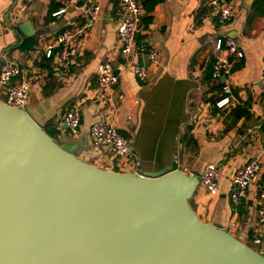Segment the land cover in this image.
<instances>
[{
	"label": "crops",
	"instance_id": "obj_1",
	"mask_svg": "<svg viewBox=\"0 0 264 264\" xmlns=\"http://www.w3.org/2000/svg\"><path fill=\"white\" fill-rule=\"evenodd\" d=\"M90 1L99 3L100 16L85 38L73 42L72 66L63 75L55 55L46 58L45 48L64 30L83 23L82 9ZM206 1L139 0L143 18L135 45L158 51L157 62L150 63L135 52L121 56L117 0H38L17 20L13 14L21 0H0V65L11 61L20 66L19 81L29 88L25 109L42 128L57 132L62 148L118 173L155 174L170 168L198 173L199 186L190 200L193 211L202 222L219 224L248 245L261 234L257 211L264 205L258 197L264 182V0H235L234 19L226 26L217 23ZM225 36L234 37L244 55L233 60L232 73L224 80L233 103L223 110L206 109V102L219 99L224 83L211 73L221 55L216 41ZM105 61L114 65L119 83L102 92L97 72ZM136 64L147 68L145 84L134 74ZM73 106L80 112L75 135L64 123ZM99 120L112 122L129 140L126 160L92 144L89 130ZM251 159L260 162V171L247 199L234 209L230 176ZM208 164L219 168L217 196L200 186ZM251 248L264 255V236Z\"/></svg>",
	"mask_w": 264,
	"mask_h": 264
},
{
	"label": "water",
	"instance_id": "obj_2",
	"mask_svg": "<svg viewBox=\"0 0 264 264\" xmlns=\"http://www.w3.org/2000/svg\"><path fill=\"white\" fill-rule=\"evenodd\" d=\"M198 186V173L175 168L95 167L0 100V264H264L199 219L190 205Z\"/></svg>",
	"mask_w": 264,
	"mask_h": 264
},
{
	"label": "built area",
	"instance_id": "obj_3",
	"mask_svg": "<svg viewBox=\"0 0 264 264\" xmlns=\"http://www.w3.org/2000/svg\"><path fill=\"white\" fill-rule=\"evenodd\" d=\"M38 0H21L19 8L14 12L13 18L17 20L25 14ZM206 5L212 8L217 14V23L226 26L234 19L235 0H207ZM62 12V11H61ZM59 12V13H61ZM101 8L99 3L87 2L82 9L83 23L80 26L64 30L56 39L55 43L45 48L46 58L55 55L56 65L63 75L69 73L72 66L71 47L75 40L83 39L93 28L100 16ZM56 13L55 15L59 14ZM115 16L119 20L117 33L118 47L121 56L128 57L134 52L144 57L150 63L158 60V51L140 45H135L136 36L142 29L143 12L139 0H117ZM54 50L56 53L54 54ZM215 50L221 55L217 56L213 65L211 76L215 80L229 77L233 69V60H241L244 55L234 37L225 36L216 41ZM134 74L138 80L145 84L148 80L147 68L144 65L136 64ZM22 73L20 66L15 62H5L0 65V95L6 101L5 104L19 109H25L28 99V84L19 81ZM264 81V71L262 74ZM119 83V75L114 65L105 61L98 67L97 85L99 90L106 92L115 88ZM233 103L231 87L226 81L221 86L219 99L215 103L206 102V109L216 108L223 110ZM64 123L72 135L78 133L80 126V112L77 106L71 107L64 117ZM89 137L92 144L98 148H106L114 158L126 160L130 156L129 140L125 138L112 122L96 121L89 130ZM260 171V162L256 159L247 161L240 169L236 170L232 179L230 201L234 209L238 208L248 197V189L252 181ZM219 168L217 164H208L200 177V186L210 196H217ZM259 200L264 202V182H262ZM258 224L261 234L252 239V245L261 244V237L264 236V205L257 211Z\"/></svg>",
	"mask_w": 264,
	"mask_h": 264
},
{
	"label": "trees",
	"instance_id": "obj_4",
	"mask_svg": "<svg viewBox=\"0 0 264 264\" xmlns=\"http://www.w3.org/2000/svg\"><path fill=\"white\" fill-rule=\"evenodd\" d=\"M161 0H152V2L154 4L160 2ZM43 130L52 138V139H56V136H57V132L55 130H48V129H45L43 128Z\"/></svg>",
	"mask_w": 264,
	"mask_h": 264
},
{
	"label": "rangeland",
	"instance_id": "obj_5",
	"mask_svg": "<svg viewBox=\"0 0 264 264\" xmlns=\"http://www.w3.org/2000/svg\"><path fill=\"white\" fill-rule=\"evenodd\" d=\"M0 100L3 102V101H6L5 100V98L2 96V95H0ZM62 147V146H61ZM250 247H254L252 244H248Z\"/></svg>",
	"mask_w": 264,
	"mask_h": 264
}]
</instances>
